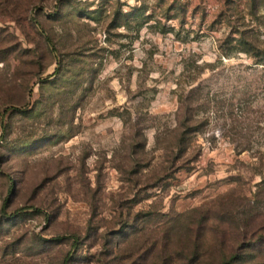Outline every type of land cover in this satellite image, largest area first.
Masks as SVG:
<instances>
[{"label":"rangeland","instance_id":"obj_1","mask_svg":"<svg viewBox=\"0 0 264 264\" xmlns=\"http://www.w3.org/2000/svg\"><path fill=\"white\" fill-rule=\"evenodd\" d=\"M254 2L0 0V264H100L128 223L252 197Z\"/></svg>","mask_w":264,"mask_h":264},{"label":"trees","instance_id":"obj_2","mask_svg":"<svg viewBox=\"0 0 264 264\" xmlns=\"http://www.w3.org/2000/svg\"><path fill=\"white\" fill-rule=\"evenodd\" d=\"M127 225L107 240L100 264H264V177L252 197L223 194L151 226ZM75 257L67 252L61 264Z\"/></svg>","mask_w":264,"mask_h":264},{"label":"built area","instance_id":"obj_3","mask_svg":"<svg viewBox=\"0 0 264 264\" xmlns=\"http://www.w3.org/2000/svg\"><path fill=\"white\" fill-rule=\"evenodd\" d=\"M191 1L195 2V1H198V0H191Z\"/></svg>","mask_w":264,"mask_h":264}]
</instances>
